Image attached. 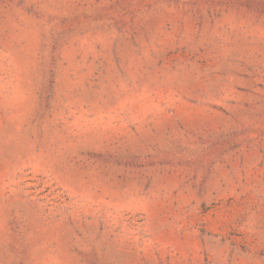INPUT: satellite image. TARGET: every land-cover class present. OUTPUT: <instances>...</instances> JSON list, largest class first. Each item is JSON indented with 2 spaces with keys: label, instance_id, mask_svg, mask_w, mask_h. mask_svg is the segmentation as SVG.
Here are the masks:
<instances>
[{
  "label": "rangeland",
  "instance_id": "374dc122",
  "mask_svg": "<svg viewBox=\"0 0 264 264\" xmlns=\"http://www.w3.org/2000/svg\"><path fill=\"white\" fill-rule=\"evenodd\" d=\"M0 264H264V0H0Z\"/></svg>",
  "mask_w": 264,
  "mask_h": 264
}]
</instances>
